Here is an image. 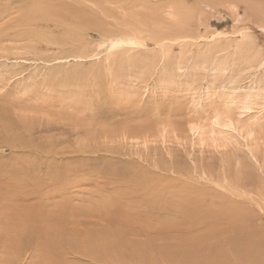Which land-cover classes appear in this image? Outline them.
<instances>
[{"label": "rangeland", "instance_id": "1", "mask_svg": "<svg viewBox=\"0 0 264 264\" xmlns=\"http://www.w3.org/2000/svg\"><path fill=\"white\" fill-rule=\"evenodd\" d=\"M92 1L0 0V264H264V0Z\"/></svg>", "mask_w": 264, "mask_h": 264}, {"label": "bare ground", "instance_id": "2", "mask_svg": "<svg viewBox=\"0 0 264 264\" xmlns=\"http://www.w3.org/2000/svg\"><path fill=\"white\" fill-rule=\"evenodd\" d=\"M87 1H89V0H87ZM121 0H97L96 2L97 3H93V1H92V6L93 7H95L96 9L98 8V7H100V6H106V5H113L115 8H120L121 6H119V2H120ZM122 2V1H121ZM184 4V3H183ZM123 5H125V4H123ZM85 8L87 7V9H90L88 6H84ZM169 7V9H167V14L169 15V16H172L173 14H174V12H175V10H171V8H173V5H169L168 6ZM79 8V7H78ZM104 8L105 7H103V10H104ZM174 8L176 9V10H178L177 9V7L176 6H174ZM86 10V9H85ZM189 10H190V8L189 7H187L185 4L184 5H182V3H180V11L181 12H183L184 13V15L183 16H186V15H188V12H189ZM96 11V10H95ZM78 12V11H77ZM76 12V13H77ZM85 12V11H84ZM39 13V11L38 12H35L34 14H35V16H46L47 15V13H44L43 14V12L40 14H38ZM81 13V12H80ZM88 13V12H87ZM89 13H91V12H89ZM93 13V12H92ZM98 13H99V11H98ZM101 13V12H100ZM114 13V12H113ZM58 13H51V16H54L55 17V15L56 16H58L57 15ZM78 14V13H77ZM76 14V15H77ZM102 14V13H101ZM73 15H74V13H73ZM73 15H71V16H73ZM84 15V14H83ZM88 15V14H87ZM100 15V14H99ZM82 15H80V17L78 16H75V18H76V22L75 23H80V21H83L84 19H85V21L87 20L86 18H87V16L86 17H81ZM123 16V15H122ZM181 16V15H180ZM183 16L182 17H180V26L182 27V28H184V24L186 25H189L190 24V20L187 18V17H185V18H183ZM39 17V18H40ZM95 17L97 18L98 17V15L96 16V14H95ZM113 17H114V14H113ZM63 18V20H61V21H63V22H65V18L64 17H62ZM72 18V17H71ZM61 19V18H60ZM98 19V18H97ZM57 20V19H56ZM73 21V20H72ZM84 21V22H85ZM74 22V21H73ZM88 23H90V21H87ZM96 22V21H95ZM102 22V20H100V23ZM68 23V22H67ZM69 23H70V21H69ZM75 23H74V25H75ZM83 23V22H82ZM82 23H80V24H82ZM71 24V23H70ZM79 24V25H80ZM104 24V23H103ZM129 22H122V27L123 28H120V29H118V30H108V29H105V26L104 25H101V24H97V26H98V28L101 30L100 32H101V34H98V35H100V36H106V37H108V39H109V46H108V49L109 50H116L115 52H119L120 51V49L119 48H123V49H125V50H130V49H133L134 50V48H136V49H141L142 48V46L143 45H146V41H145V39L146 38H144V37H146V36H144L143 34H142V36H139V35H137V32H141L140 30H138L135 26H131V27H129ZM73 25V26H74ZM132 25H134V24H132ZM96 26V25H95ZM96 26V27H97ZM77 27V26H76ZM187 28V27H186ZM76 29V28H75ZM88 31V30H87ZM67 32V31H66ZM68 33L69 34H71V31H68ZM117 33V34H116ZM150 33V32H149ZM148 33V34H149ZM242 33V34H241ZM240 33V37H241V40L242 39H246V38H248L249 39V37L247 36V34L246 33H244V32H241ZM75 34H76V32H75ZM184 34V33H183ZM72 35V34H71ZM151 35V38L150 39H156L155 41L158 43V45L160 46V51H161V49L162 50H164V49H166L165 48V44H164V41H162V40H166V38H164V37H162V39L160 38V34H159V38H158V33H155V34H150ZM150 35H148L147 37H149ZM188 35H189V33H188ZM188 35H187V37H188ZM74 36V35H73ZM72 36V37H73ZM183 36H186V35H183ZM71 37V38H72ZM187 37H185V38H187ZM75 37H73V39H74ZM194 38V37H193ZM76 39V38H75ZM159 39H161L160 41H159ZM182 39V38H181ZM191 39V38H190ZM240 39V38H239ZM186 40V39H185ZM184 40V41H185ZM193 40V39H192ZM240 40V41H241ZM72 41V40H71ZM194 41H195V38H194ZM193 41V42H194ZM212 41V40H211ZM73 42H75V41H73ZM77 43H79V46H81L80 48L82 49V50H84L85 49V44H84V42H82V40H80V39H78L77 38V41H76ZM187 42V41H186ZM189 42V41H188ZM191 42V41H190ZM229 42V41H228ZM102 43V42H101ZM213 43H214V41H213ZM182 44V43H181ZM181 44H180V47H181ZM186 47V46H185ZM182 48V47H181ZM184 48V47H183ZM185 49V48H184ZM188 51V50H187ZM186 51V52H187ZM199 52H201L200 50H199ZM211 53V52H210ZM75 54V53H74ZM209 55V54H208ZM212 55H213V53H212ZM256 55V54H255ZM207 56V55H206ZM77 57V56H76ZM253 57H255L254 55H253ZM188 58V57H187ZM212 58H213V56H212ZM211 58V59H212ZM251 58V57H250ZM259 58V59H258ZM264 57H262V58H260L259 56H257V58H255L256 60V62H254L253 64H252V66H250V67H253V68H255V69H257V70H259L261 67L263 68V70H264V59H263ZM214 59H215V57H214ZM258 59V60H257ZM217 60H218V58H217ZM250 60V59H249ZM215 61V60H214ZM251 61V60H250ZM225 64V63H224ZM223 63H221V62H216L215 64H214V69L215 70H217V71H220V72H222L223 70H225V65H224ZM227 64V63H226ZM263 88H264V86H263ZM258 89V88H257ZM257 89L255 88V87H251L250 89H248V90H245V91H241V92H238V91H236V92H232L231 93V96L230 97H226V98H221V97H219L217 100H219V101H221L222 103L220 104L221 105V108L218 106L219 104H217V105H215L214 106V109H213V116H212V125H214V126H219V127H226V128H229V129H236V123H235V121L232 119V113H233V111H234V109L235 110H237V112H238V114L240 115V114H248L249 112H250V110L252 109V108H255V106H256V104L257 103H261V102H264V94H262V93H260V92H258L257 91ZM214 98V97H213ZM211 99V98H210ZM259 99H263L262 101H260L259 102ZM198 102H199V99H198ZM204 102V101H203ZM217 103V102H216ZM195 109V108H194ZM221 112H222V114H224V116L222 117V119L219 117V115L221 114Z\"/></svg>", "mask_w": 264, "mask_h": 264}]
</instances>
